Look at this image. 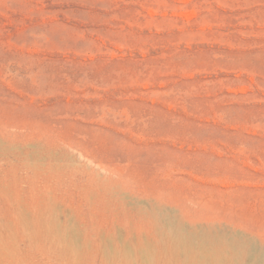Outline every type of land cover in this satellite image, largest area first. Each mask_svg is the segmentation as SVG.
Masks as SVG:
<instances>
[{
  "label": "rangeland",
  "instance_id": "rangeland-1",
  "mask_svg": "<svg viewBox=\"0 0 264 264\" xmlns=\"http://www.w3.org/2000/svg\"><path fill=\"white\" fill-rule=\"evenodd\" d=\"M177 234L264 264V0H0V264Z\"/></svg>",
  "mask_w": 264,
  "mask_h": 264
},
{
  "label": "bare ground",
  "instance_id": "bare-ground-1",
  "mask_svg": "<svg viewBox=\"0 0 264 264\" xmlns=\"http://www.w3.org/2000/svg\"><path fill=\"white\" fill-rule=\"evenodd\" d=\"M89 227L93 228L94 225L86 223L87 232H90ZM221 244L211 236H182L177 234L176 238L168 239V242L158 243L156 249L149 253L147 257L152 264H197L199 259L204 256L213 260L214 255L220 253L221 249L224 248V245ZM225 246L228 248L227 245ZM229 249H234V246L233 248L230 246ZM215 257L216 259L219 258L218 255H215Z\"/></svg>",
  "mask_w": 264,
  "mask_h": 264
}]
</instances>
